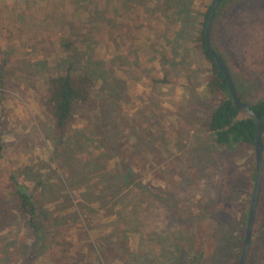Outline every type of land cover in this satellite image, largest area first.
<instances>
[{
    "label": "rangeland",
    "instance_id": "rangeland-1",
    "mask_svg": "<svg viewBox=\"0 0 264 264\" xmlns=\"http://www.w3.org/2000/svg\"><path fill=\"white\" fill-rule=\"evenodd\" d=\"M211 2L0 0V129L8 144L0 160V189L13 192L16 176L33 195L49 248L47 260L46 255L38 258L41 233L20 219L0 242L5 248L0 264H53L52 256L63 253L62 264H68L81 261L78 252L84 248L85 264H132L134 257V264H142L147 253L142 246L158 247L162 231L174 230L166 223L167 206L176 208L184 220L180 224L191 222L198 212L217 210L221 217L220 237L209 259L191 262L187 253L186 264H236L254 186L255 148L220 147L202 126L212 111L206 90L209 65L192 41ZM261 13L264 0L227 3L212 31L215 45L224 44L219 36H228L227 44L244 17ZM89 38L96 50L101 46L108 52L99 54L105 83L93 89L105 116L98 109L92 124L79 112L75 130L84 126L90 138L83 141L75 133L66 143H55L48 136L42 103L48 71L44 61H56L65 44L77 47L66 57L88 59L81 49L90 48ZM226 51L245 102L254 104L263 94L254 85L257 77L236 48ZM81 67L79 63L77 70ZM119 156L129 170L112 168ZM114 172L133 180L123 184L133 211L122 213L121 220H133L134 213L140 218V231L132 229L126 244L112 239L115 226L117 232L122 227L116 223L119 199L105 207L98 202L110 192L101 177ZM110 186L116 188L115 181ZM113 246L116 251L110 252ZM105 256L111 257L109 262ZM263 258L264 184L248 264H264Z\"/></svg>",
    "mask_w": 264,
    "mask_h": 264
},
{
    "label": "trees",
    "instance_id": "trees-1",
    "mask_svg": "<svg viewBox=\"0 0 264 264\" xmlns=\"http://www.w3.org/2000/svg\"><path fill=\"white\" fill-rule=\"evenodd\" d=\"M232 1L234 0H225L220 4L215 15L213 29L215 28L218 18L222 16V9L227 3ZM213 2L214 0H212L206 11L203 13V22L201 23L202 28L192 41L196 51H198L205 58L209 65L207 70L208 78L206 80V90L207 98L211 103L212 111L204 119L202 126L206 131L212 133L215 143L218 146L235 149L242 144H253L256 135V125L254 120L241 116L239 111L236 109L225 75L217 66L215 59L212 58L207 51L205 44V25ZM263 15L261 13L259 15L254 14L252 17L250 15L244 17L242 20L243 24L236 27V33L231 36V40L227 44L226 41L228 36H219L220 39H224V44L222 45L221 41L220 47L215 45L213 33L211 36L213 47L221 56H223L227 64L229 59L226 57V47L232 46L237 49V52L240 55L241 60H243L246 68H248L250 72H254L253 74L257 77L254 85H260L263 89V94L259 101L251 105L255 113L262 120H264ZM89 39L85 42L86 46L90 48L81 49V52H85V54L89 57L86 60L77 56H71L70 58L66 57L65 55L68 53L67 51H77L73 50L77 47H75L74 44H65L61 49H58V59L56 61H50L49 59L44 61V65L47 67L48 71L46 76V87L43 91L44 96L42 103L45 113L49 119L48 136L52 137L55 143H66V141L75 133L78 134L83 141L84 138H90L86 135L84 126L82 127L83 129L78 128L75 130L76 117L79 112L83 115V118H86L92 124L97 121L98 109L101 111L102 117L104 118L105 116V106L102 104L98 105L99 103L93 97V89L100 82L105 83L106 71L105 67H102L103 64L101 62V55H108V52L103 49V47L101 48V46L97 47V52L91 38ZM79 63L82 67L78 71L77 69L79 67L77 68V66ZM235 85L237 87L239 97L245 102L244 96L242 95L236 82ZM68 147L70 148V146ZM7 149L8 144L2 130L0 129V160L5 156ZM120 157L121 156L115 158L112 162V168H118L120 171V167L122 166L125 170H129V164L121 163V160L123 162L124 159H120ZM92 166L95 169L94 165ZM98 169L99 165L97 164V175H100V171ZM101 178L104 179V182H106L105 185L108 187L110 192H108L109 196L106 200H102L101 198V200L98 201L100 203L99 207H105L111 200L116 198L119 199L115 205L116 208L120 209V211H118L120 213L116 219V223L117 225L122 224V227L120 231L117 232L118 228L115 226L117 234H114L112 239L116 238L121 239V241H125L128 238L129 233L133 231L132 229H138L140 231V218L136 217L135 213L131 214V218L134 217L133 220L128 218H125L123 221L121 220L122 213H130L133 211V209L130 211V201L127 199L128 188H124L123 186V184L127 181L131 184L133 180L126 178L125 176L122 177L116 172H114L113 176L109 174L108 176H102ZM253 179H255V175ZM12 180L14 189L13 192L9 193L0 189V242H4V235L11 231L18 220L23 219L27 222L31 231L41 233L42 237L40 238V242L42 246H40L37 256L38 258L40 257L43 259L46 255L43 260H47V251L49 248L48 245L46 246L47 240L44 239L45 230L38 224L39 209L36 201L33 195L28 192L16 176H14ZM111 181H115L116 188H112V186H110ZM167 207L169 209L167 208L168 219H166V223H169L168 228H174V230L164 229L165 233L162 231L163 235L161 237L160 235L158 236L160 239L158 247H156V244L155 246L154 244L151 246L148 245L147 247L145 245L142 246L145 253L147 252L142 255V264H186L187 260L185 257L187 253L188 260L191 262H200L201 260L204 261L207 257L209 259L211 254L214 252L220 237L221 217H219L218 211L213 210L212 212L208 211L202 214L198 212L195 214V219L191 222L180 224L179 221L184 220L179 218L176 208ZM112 239H106L105 242L108 244L119 243L118 241L113 243L114 241H112ZM124 243L126 244V241ZM70 245L71 244H68L69 247H71ZM0 250H3L4 252L5 248H1L0 246ZM108 250H110V252L116 251L114 246L108 248ZM63 251H65V249ZM78 253L82 260L79 261V257L68 264L86 263V256L84 257L85 254H83V251L80 252L79 250ZM0 255H2V253H0ZM62 255H55V257L52 256L54 263H51L62 264L67 256L66 253H63ZM189 255L191 259L189 258ZM111 257L115 256L112 255ZM111 257L105 256L106 261L109 262ZM135 261H138L136 257L132 259L131 263L134 264ZM249 261L250 257L248 263ZM237 263L238 259L236 260V264ZM46 264H50V261L46 262Z\"/></svg>",
    "mask_w": 264,
    "mask_h": 264
},
{
    "label": "water",
    "instance_id": "water-1",
    "mask_svg": "<svg viewBox=\"0 0 264 264\" xmlns=\"http://www.w3.org/2000/svg\"><path fill=\"white\" fill-rule=\"evenodd\" d=\"M223 1L225 0H214L210 8L205 25V44L208 53L212 58L215 59L217 66L222 70L225 75L228 88L234 100L236 109L239 111L241 116L254 120L256 125V135L253 141V145L255 148V179L253 191L251 194V201L243 240V246L237 263L248 264L264 184V120H262L255 113L250 103H246L241 100L228 64L226 63L223 56H221L213 47L211 41L213 23L216 12Z\"/></svg>",
    "mask_w": 264,
    "mask_h": 264
},
{
    "label": "crops",
    "instance_id": "crops-1",
    "mask_svg": "<svg viewBox=\"0 0 264 264\" xmlns=\"http://www.w3.org/2000/svg\"><path fill=\"white\" fill-rule=\"evenodd\" d=\"M82 251H83V254H85V255H84V257H85L86 254L88 253V249H87V248H84Z\"/></svg>",
    "mask_w": 264,
    "mask_h": 264
}]
</instances>
